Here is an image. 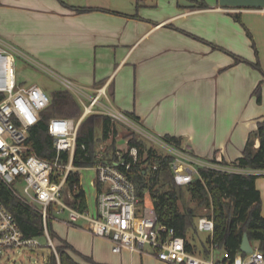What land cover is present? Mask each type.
I'll return each mask as SVG.
<instances>
[{"label": "crops", "instance_id": "obj_1", "mask_svg": "<svg viewBox=\"0 0 264 264\" xmlns=\"http://www.w3.org/2000/svg\"><path fill=\"white\" fill-rule=\"evenodd\" d=\"M97 1L79 12L71 6H84L72 0H0V37L90 91L107 85L117 108L153 133L181 138L199 157L227 163L241 157L264 121V75L252 65L264 70V8L230 10L219 0H205L207 7L200 0ZM251 173L259 175L264 210V169ZM60 222L74 233L60 235L58 245L67 242L83 254L68 249L80 263L88 256L98 264H167L150 246L144 253L114 252L112 241L89 231L85 220Z\"/></svg>", "mask_w": 264, "mask_h": 264}, {"label": "built area", "instance_id": "obj_2", "mask_svg": "<svg viewBox=\"0 0 264 264\" xmlns=\"http://www.w3.org/2000/svg\"><path fill=\"white\" fill-rule=\"evenodd\" d=\"M230 7L229 9H231ZM16 55L23 56L35 66L53 74L63 86L71 91L82 106L79 118L52 117L47 123L48 133L53 138L55 156L46 159L39 156L27 143L30 128L37 124L40 113L51 102L50 94L38 84L22 85L15 75ZM0 92L5 98L0 101V177L7 186L26 204L42 214L47 246L61 264L54 238L48 229L49 221H64L74 224L86 221V227L93 234L112 241L114 252L129 250L144 253L150 246L154 255L167 264H264L259 247L250 253H237L233 258H216L218 246L210 244L209 257L200 249L190 250L186 239L177 235L172 227L158 221L155 209L141 203L135 181L131 175L134 164L140 161L139 148L131 145L128 138L117 141L112 154H106V142L99 147L96 163L90 167H76L77 135L83 119L92 113L110 116L116 123L126 125L146 138L164 154L172 156L170 166L174 180L185 186L199 176V168L206 167L222 172L251 173L254 170L225 162L220 156L199 157L166 136L155 135L137 119L117 108L108 94L107 85L94 91L60 76L28 56L22 49L0 37ZM85 148V145H82ZM91 168L96 177L92 184L96 188V212L78 210L69 204L74 192L69 187L70 176L80 170ZM159 170L157 163L152 171ZM17 186H22L18 190ZM79 185L73 184L74 190ZM68 188L66 198L64 189ZM62 213L67 214L61 219ZM200 232L213 235L214 218L201 215L197 220ZM252 243V242H251ZM41 246L40 237H27L21 230L14 214L0 201V253L6 250L33 249ZM51 255V254H50ZM45 264H51V258Z\"/></svg>", "mask_w": 264, "mask_h": 264}, {"label": "trees", "instance_id": "obj_3", "mask_svg": "<svg viewBox=\"0 0 264 264\" xmlns=\"http://www.w3.org/2000/svg\"><path fill=\"white\" fill-rule=\"evenodd\" d=\"M207 5L205 0L198 2L199 7H207ZM71 7L79 12L94 9ZM234 16L238 21H242L240 14H234ZM252 65L261 70L264 75L259 62ZM49 94L51 102L41 111L39 122L30 128L27 143L39 156L53 159L55 149L53 138L47 130L48 121L52 117L77 119L82 114V106L75 95L65 87L52 90ZM256 94L258 101H261L260 85ZM4 98V93L0 92V101ZM116 126L117 123L106 114L92 113L86 116L78 130L75 166H93L97 160L99 145L105 142L107 143L106 154H112L117 146ZM124 137L130 140L131 145L139 148L140 161L133 165L131 175L141 203L153 207L158 221L174 228L177 235L183 236L190 250L200 249L205 257H209L210 244L213 242L218 248L225 250L227 259L233 258L239 252L244 253L241 250V244L244 233H247L251 242L258 243L264 256V210L261 193L256 186L258 174L222 172L200 167L199 176H196L189 184L181 186L175 182L173 170L169 164L172 156L164 154L162 150L159 151L146 138L133 130ZM166 137L178 145L182 144L179 137ZM256 138L260 140L258 148L255 147ZM82 145H85V148H82ZM155 163L159 165V170L153 172L152 165ZM233 164L251 170L264 169V121L259 122L257 129L250 134L242 156ZM79 181L78 172L70 176L68 188L72 189L74 197L68 202L82 211L88 208V204L86 192ZM74 183L79 185L75 190ZM0 201L14 214L25 236H45L42 214L20 199L1 177ZM204 209L206 212H203ZM201 215L212 216L215 224L213 235L208 234L204 239L199 237L201 232L197 227V220ZM48 229L53 238L57 237L52 221L48 222ZM68 249L76 251L67 242L57 245L61 264H98L88 256H83L87 263L78 262L71 256ZM50 258L51 264L57 263L55 254L51 253Z\"/></svg>", "mask_w": 264, "mask_h": 264}, {"label": "rangeland", "instance_id": "obj_4", "mask_svg": "<svg viewBox=\"0 0 264 264\" xmlns=\"http://www.w3.org/2000/svg\"><path fill=\"white\" fill-rule=\"evenodd\" d=\"M74 1L76 5H83L86 7L87 5H101V2H98L97 0H90L89 2H86V0H72ZM124 4V3H123ZM113 5V4H112ZM125 5V4H124ZM128 6H132L131 4H128ZM233 8V7H232ZM24 51V50H23ZM28 56H30L32 59L36 60L38 63L44 65L48 69L56 72L60 76H63L65 78H68L76 83V81L65 74L60 73L59 71L55 70L54 67L49 65L48 63L44 62L37 56L33 55L30 52L24 51ZM15 75L17 82L22 85H33L38 84L41 86L44 90H46L48 93H50L52 90L63 88V84L55 77L53 74L45 69H42L38 66H35L32 64L29 60L24 58L23 56L16 55V62H15ZM117 131H116V140H121L125 138V134H127L130 130L126 127L124 124L117 123ZM152 132V131H151ZM155 135H159L154 133ZM112 137V136H111ZM110 137V139H111ZM104 144V143H102ZM100 144L99 147L102 145ZM160 151V150H159ZM81 174V186L86 192V198H87V204L88 209L91 211H94L95 205H96V188L92 184V181L96 177V173L91 168H83L80 170ZM18 190H22V186H17ZM68 188L64 189L65 194L63 196L64 200H67L66 193ZM187 194V198H188ZM263 203V202H262ZM203 212H206L204 209ZM54 229L56 230L57 237H54V241L56 245H58L59 241H61L60 235L62 237H68L69 239L72 238V235L74 231L71 229L67 230V227L61 225L60 221L54 222ZM76 234V233H75ZM208 236V233L201 232L199 234V237L204 239ZM199 242V238L196 239ZM41 246L33 248V249H21L16 248L14 250H6L3 253H0V264H45L51 254V248L47 246V239L45 236L40 237ZM252 244L254 247H258V243L256 241H252ZM77 255H79L81 258L83 254L79 253L78 251H75ZM216 258L223 257L225 255L224 249H218L215 252ZM138 264V263H136ZM140 264V263H139ZM142 264H159L156 262L153 263H147L142 262Z\"/></svg>", "mask_w": 264, "mask_h": 264}, {"label": "water", "instance_id": "obj_5", "mask_svg": "<svg viewBox=\"0 0 264 264\" xmlns=\"http://www.w3.org/2000/svg\"><path fill=\"white\" fill-rule=\"evenodd\" d=\"M219 4L224 7L264 8V0H219ZM241 250L245 253L253 251L252 243L247 233H244Z\"/></svg>", "mask_w": 264, "mask_h": 264}]
</instances>
